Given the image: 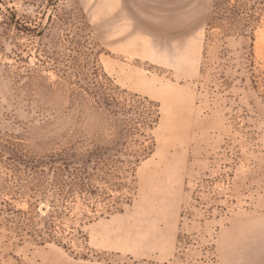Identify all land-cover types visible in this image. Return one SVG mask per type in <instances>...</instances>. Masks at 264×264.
Masks as SVG:
<instances>
[{
    "label": "rangeland",
    "instance_id": "374dc122",
    "mask_svg": "<svg viewBox=\"0 0 264 264\" xmlns=\"http://www.w3.org/2000/svg\"><path fill=\"white\" fill-rule=\"evenodd\" d=\"M0 264H264V0H0Z\"/></svg>",
    "mask_w": 264,
    "mask_h": 264
}]
</instances>
